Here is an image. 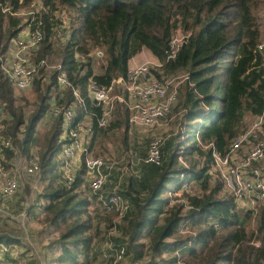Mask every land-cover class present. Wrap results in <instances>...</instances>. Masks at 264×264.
I'll return each instance as SVG.
<instances>
[{
	"label": "trees",
	"instance_id": "obj_1",
	"mask_svg": "<svg viewBox=\"0 0 264 264\" xmlns=\"http://www.w3.org/2000/svg\"><path fill=\"white\" fill-rule=\"evenodd\" d=\"M35 1L20 4V0H11L13 15L0 9V53L8 50L22 27L23 18L14 14L28 10ZM42 4L43 9L34 15L42 22L45 36L37 59L61 68L38 70L32 88L37 107L26 120L29 103L19 97L0 66V105L12 118L8 133L20 153L28 154L33 146L41 149L40 198L45 204L39 223L43 229H54L51 245L59 246L60 252L53 264H79L80 258L90 264L99 235L94 231L89 197L82 191L85 167L71 188L59 184L56 175V156L64 144L60 140L62 119L55 120L47 131L37 130L50 110L49 98L57 93V77L64 71L72 85L59 98V105L78 103L77 121L89 116L96 139L105 131L97 125L100 110L88 98L90 81L110 87L125 79L131 61L145 50L160 64L152 69L158 80L188 75L179 85L175 107L184 114L178 133L165 144L162 166L143 164L137 187L131 183L122 193L131 200L133 211L120 227L121 236H114L119 239L114 249L127 243L125 259L130 257L131 264H144L147 258L149 264H176L175 257L167 260L164 256L173 254L187 239L176 234L182 206L171 205L169 196L180 188L185 175L199 182L203 194L188 197L197 237L182 264H263L264 204L251 211L234 209L222 184H212L207 172L214 161L212 152L225 154L245 131L247 121L264 112V71L259 68L261 56L254 55L264 41V26L257 19L264 0H42ZM57 4L66 7L71 18L65 45L56 36ZM178 27L191 37L169 61V43ZM46 76L49 82H42ZM73 90L80 93L83 104ZM113 93L121 94V86L116 85ZM130 115L124 104L117 103L108 131L128 130ZM21 132L23 140L18 139ZM7 156L14 157V152ZM180 158L188 168L181 165ZM0 244L21 242L3 236Z\"/></svg>",
	"mask_w": 264,
	"mask_h": 264
},
{
	"label": "built area",
	"instance_id": "obj_2",
	"mask_svg": "<svg viewBox=\"0 0 264 264\" xmlns=\"http://www.w3.org/2000/svg\"><path fill=\"white\" fill-rule=\"evenodd\" d=\"M0 0V9L3 13H12L11 0ZM23 0H20L22 4ZM59 9L57 19L58 27L56 36L65 45L69 32H71V18L66 7L57 4ZM32 11L29 12L31 19L22 25L17 35L11 39L8 50L0 53V66L10 83L18 91L31 90L36 81L39 69L46 71L61 68L51 66L46 60H38L40 46L44 41L42 22L34 16L37 11L43 9L42 0H36L31 4ZM19 15V14H14ZM259 24H264V14L257 17ZM191 33L178 27L169 43L167 59L174 60L181 48L188 42ZM98 53V56H101ZM255 57L261 56L259 68L264 71V41L254 51ZM147 59L141 63H135L129 67L125 79L116 80L112 86H104L97 81H90L87 92L92 105L100 110L97 120L99 129H108L113 121L115 106L117 103L124 104L130 111L129 123L139 130H159L166 127L173 119L181 120L183 111H175L178 102V88L180 83L177 79L167 81L158 80L152 73L151 64ZM160 65V64H159ZM184 80L188 75H184ZM42 82H49V76L42 78ZM116 85H120L122 93H113ZM72 85L64 71L57 77V93L49 98L50 110L41 120L43 124L51 125L57 119H62V135L60 140L64 142L61 151L56 156V175L59 184L71 188L76 182L77 176L85 167L83 185L89 189V212L99 211L102 215H115L117 220L113 221L112 228L116 236H121L120 227L125 223L126 217L133 211V205L129 198L124 197L119 191L113 189L106 191L107 185L111 183L110 176L116 167L103 156L94 157L89 152V142L94 136L91 118L85 116L82 122L77 121L78 103L69 106H60L59 101ZM74 96L80 101V93L73 90ZM60 98V99H59ZM12 120L4 106L0 105V201H11L21 191L23 185V174L28 177L41 175L40 147H33L28 152V158L23 166L17 162L18 149L14 145V139L8 133V123ZM50 126V127H51ZM49 127V128H50ZM24 133L18 135L19 140L24 139ZM23 137V138H22ZM168 137L152 133L148 143L147 152L140 161L143 165L162 166L163 149ZM8 152H14V157H8ZM213 164L207 172L210 182H220L223 191L233 202V208L251 211L258 205L264 204V112L255 117L245 131L238 135L232 142L225 154L213 151ZM183 167L188 168L187 163L180 158ZM204 163V159H199ZM133 164V163H132ZM137 166V165H136ZM127 178H138V173L123 172ZM191 176H181L180 188L170 194L171 205L182 206L181 221L176 234L187 239L186 243L175 249L173 254L167 253L164 258L177 259L176 264H182L188 250L192 247L197 234L192 229L190 213L193 210L188 197H201L203 192ZM5 202V203H6ZM5 207V205H1ZM43 215V211H42ZM5 217V216H1ZM174 243L175 240H168ZM21 246L18 244H0V264H19L16 260ZM127 243L118 246L112 252H101L100 260L104 264H118L126 257ZM264 264V263H263Z\"/></svg>",
	"mask_w": 264,
	"mask_h": 264
},
{
	"label": "rangeland",
	"instance_id": "obj_3",
	"mask_svg": "<svg viewBox=\"0 0 264 264\" xmlns=\"http://www.w3.org/2000/svg\"><path fill=\"white\" fill-rule=\"evenodd\" d=\"M32 11L30 7L28 10L21 11V14L17 15L22 17V25L26 26V21L28 20L29 12ZM264 14V8L257 12V16H262ZM264 26V24H261ZM146 51V50H145ZM146 57V58H145ZM144 58L150 62L149 57ZM151 64L152 69L160 67L159 62L152 58ZM143 61V60H142ZM141 61V62H142ZM137 63L139 61H136ZM139 62V63H141ZM53 71V70H51ZM183 76L173 77L171 79H177L176 82L180 84L185 81ZM19 97H25L29 105L25 109L26 120L31 114L34 113L37 107V97L31 90L28 91H18ZM176 112H178L176 110ZM253 119L247 121V126L252 122ZM51 125L40 122L37 126L38 131H47ZM105 133L98 135L96 139H91L89 142V152L92 156H103L112 163H116V169L111 172L109 185L106 187V191H112L113 189L119 191V193H125L131 183L137 187L136 178H127L123 176V172L130 170V173H138V175H143V168L141 160L144 158L147 152L148 143L152 137V133L159 134L163 137H168L173 133H178L179 126L178 121L174 119L164 128L159 130H139L132 126H129L128 130L120 129L114 131L104 130ZM24 135V134H23ZM23 138V137H22ZM167 140V141H168ZM39 147V146H33ZM31 147L29 151L33 148ZM18 156L17 162L20 166L26 163L28 154L22 155L20 149H16ZM32 151V150H31ZM133 163V164H132ZM137 165V166H136ZM43 191V184L41 181V175L35 177H28L23 174V185L21 187L20 193L11 201H0V237H3L7 232H13V236L20 240L27 251L34 254L31 258H26L25 254L27 251H19V256H22L21 262L19 264H53L54 258L60 252V247L57 245H51V241L56 237L54 229L48 227L47 232L42 231L39 233V222L37 221L38 215H42L43 204L40 196ZM86 194V193H85ZM170 197V196H169ZM15 201V202H14ZM14 210L12 205L17 204ZM6 202V203H5ZM39 202V203H38ZM13 203V204H11ZM5 207H1V205ZM33 211V212H32ZM35 212V213H34ZM94 221L95 232L99 235L95 237L94 240V253L91 257L90 264H104L100 258L99 253L102 251L112 252L116 245L118 244V238L116 239V232L112 228L113 221L117 220L115 215H102L99 211L91 213ZM1 216H5L4 218ZM11 216L13 218L11 219ZM28 219V220H27ZM35 220V221H34ZM12 221V222H11ZM11 222V224H9ZM13 225L14 228L11 227ZM114 227V225H113ZM194 231V230H193ZM94 232V233H95ZM22 254V255H21ZM30 259H34L29 263ZM28 260V261H27ZM85 260L80 258L79 264H84ZM132 260L130 257L124 259L122 264H131ZM144 264H149V258L145 259Z\"/></svg>",
	"mask_w": 264,
	"mask_h": 264
},
{
	"label": "crops",
	"instance_id": "obj_4",
	"mask_svg": "<svg viewBox=\"0 0 264 264\" xmlns=\"http://www.w3.org/2000/svg\"><path fill=\"white\" fill-rule=\"evenodd\" d=\"M145 56H147V57H149V59L150 60H152L151 58H150V56L152 57V55H151V53L149 52V51H143L142 53H140L137 57H135L132 61H131V63H130V66L131 65H133V64H135V63H137L136 61H139V62H141L142 60H145ZM145 57V58H144ZM153 59H154V57H152ZM138 62V63H139ZM94 137V136H93ZM82 191H84V193L86 192V195L89 197V189H88V186L87 185H83L82 186ZM41 199V198H40ZM42 201V203L41 204H45V202L43 201V200H41ZM11 202H13L12 200H11ZM15 202V201H14ZM18 201H16V203H17ZM39 203V202H38ZM11 204H13V203H11ZM18 205V203L17 204H14V205H12V208L14 209L15 208V206H17ZM14 210H16V209H14ZM33 212V211H32ZM35 213V212H34ZM35 215H37L36 217H37V221L39 222L40 221V219L43 217V215H38V213L36 212L35 213ZM13 218V216H11V219ZM28 220V219H27ZM35 221V220H34ZM12 222V221H11ZM11 222L9 223V224H11ZM11 227L12 228H14L13 227V225H11ZM39 233H42V231H45V233L47 232V230H48V228H45V229H43V227L40 225V223H39ZM13 232H7V233H5V235L4 236H8V237H10V238H14V239H16L14 236H13ZM17 240H18V238H17ZM20 241V240H19ZM21 242V241H20ZM20 246H21V249L19 250V251H21V252H23V251H27V249L25 248V246H24V244L21 242V244H20ZM33 252V251H32ZM32 252H29V251H27V253L25 254V257L26 258H31V257H33L34 256V254L32 253ZM22 255V254H21ZM21 258H22V256H19V252H18V255H17V257H15L14 259H11V261H14V260H16V262L17 263H22L21 262ZM34 259H30L29 260V263H31L32 261H33ZM28 261V260H27Z\"/></svg>",
	"mask_w": 264,
	"mask_h": 264
}]
</instances>
